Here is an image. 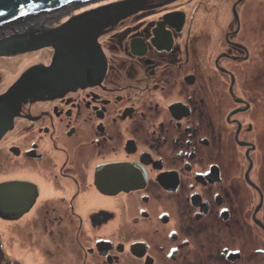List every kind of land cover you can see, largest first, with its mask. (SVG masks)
<instances>
[{"label":"flooded vegetation","instance_id":"obj_1","mask_svg":"<svg viewBox=\"0 0 264 264\" xmlns=\"http://www.w3.org/2000/svg\"><path fill=\"white\" fill-rule=\"evenodd\" d=\"M230 2L149 3L87 51L101 77L20 104L0 140V182L34 186L19 220L81 264H264V0Z\"/></svg>","mask_w":264,"mask_h":264},{"label":"water","instance_id":"obj_2","mask_svg":"<svg viewBox=\"0 0 264 264\" xmlns=\"http://www.w3.org/2000/svg\"><path fill=\"white\" fill-rule=\"evenodd\" d=\"M90 1L93 0H0L1 31L10 28L18 32L16 36L14 32L0 33L1 56L24 53L45 46L56 49L51 64L28 67L6 91L0 93V140L13 127L14 118L19 114V106L25 99L55 97L88 81L93 77V70H98L94 75L97 78L104 74L105 61L96 53L94 55L87 51L99 45L97 37L105 27L117 23L143 6L152 7L149 3L162 2L114 0L96 6L92 12L72 15L61 23L56 32L53 31L55 26L46 28L35 19L43 13L61 10L77 3L87 4ZM21 24L23 26L17 28ZM35 25L41 27L31 31ZM6 191H10L15 198L11 207L6 204ZM33 191V184L27 181L0 182V216L19 218L32 204L35 198Z\"/></svg>","mask_w":264,"mask_h":264},{"label":"rangeland","instance_id":"obj_3","mask_svg":"<svg viewBox=\"0 0 264 264\" xmlns=\"http://www.w3.org/2000/svg\"><path fill=\"white\" fill-rule=\"evenodd\" d=\"M108 1L109 0H97L89 4H84L81 8L77 9L93 7ZM233 1L234 0H231L230 5ZM217 2H221V0H207L200 7L198 5L200 0H186L185 4L169 1V4L174 7L184 6L187 9L191 8L192 12L196 13L197 9L199 12H204L208 9H218V7H216ZM223 2L225 3V1ZM70 17L71 16L67 19ZM62 19L64 21L66 17L64 16ZM62 19L60 22H62ZM37 50L38 49L28 51L33 53L26 54V56L37 54L38 52H34ZM37 56L39 57V55ZM38 57H35L36 60H33L35 59L34 57L22 58L28 61L25 63L22 62L21 64L20 59V65L15 69L10 63L4 62L3 66L0 64V91H6L15 81V78L18 77L30 63L38 61ZM42 58H45V56ZM46 59H48V56ZM0 163L2 162L0 161ZM0 172H2L1 165ZM2 178L3 175L0 174V179ZM29 208L30 206L25 209V212H27ZM7 217L6 215L0 216V264H81L77 260L69 259L72 241L58 238V231L55 232L51 225L47 227V225L45 226L43 223L37 224L31 219L19 220V218L10 219V216Z\"/></svg>","mask_w":264,"mask_h":264},{"label":"bare ground","instance_id":"obj_4","mask_svg":"<svg viewBox=\"0 0 264 264\" xmlns=\"http://www.w3.org/2000/svg\"><path fill=\"white\" fill-rule=\"evenodd\" d=\"M88 3V2H87ZM90 3V2H89ZM88 3V4H89ZM84 4H86V3H81V4H79V3H77V4H74V5H72V6H69V7H66V8H63V9H61V10H57V11H52V12H47V13H43V14H41L40 16H38V17H36L35 19H36V21H38L39 23L40 22H42L43 23V25L46 27V28H49V27H52V26H55V23L56 22H59V20H60V18L62 17V16H65V15H68V14H70V11L71 10H75V9H77V8H81ZM24 24V23H23ZM23 24H21L20 26H18L17 28H19V27H21V26H23ZM39 27H41V26H39V25H35L34 26V28H32L31 29V31H34L35 29H37V28H39ZM4 31H8V32H14V30L13 29H10V28H8L7 30H4ZM4 31H1V29H0V33H2V32H4ZM18 34V32L17 31H15L14 32V36H16ZM45 47H48V46H45ZM44 47V48H45ZM40 49V48H39ZM26 58H32V57H36V55L35 54H32V55H28V56H25ZM33 60H36V58L35 59H33ZM24 63L26 62V61H28V60H25V59H23L22 60ZM0 174H2L1 172H0ZM3 175V174H2ZM4 195H5V198H6V204H7V206L8 207H11L12 206V202H14V195L10 192V191H6L5 193H4ZM18 201H20L19 199H17ZM10 213H12V214H16V213H13V212H10Z\"/></svg>","mask_w":264,"mask_h":264},{"label":"clouds","instance_id":"obj_5","mask_svg":"<svg viewBox=\"0 0 264 264\" xmlns=\"http://www.w3.org/2000/svg\"><path fill=\"white\" fill-rule=\"evenodd\" d=\"M94 1V0H93ZM91 2V1H90ZM111 2V1H110Z\"/></svg>","mask_w":264,"mask_h":264}]
</instances>
